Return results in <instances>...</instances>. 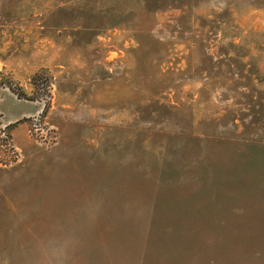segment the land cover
Segmentation results:
<instances>
[{
	"label": "rangeland",
	"instance_id": "obj_1",
	"mask_svg": "<svg viewBox=\"0 0 264 264\" xmlns=\"http://www.w3.org/2000/svg\"><path fill=\"white\" fill-rule=\"evenodd\" d=\"M264 264V0H0V264Z\"/></svg>",
	"mask_w": 264,
	"mask_h": 264
},
{
	"label": "clouds",
	"instance_id": "obj_2",
	"mask_svg": "<svg viewBox=\"0 0 264 264\" xmlns=\"http://www.w3.org/2000/svg\"><path fill=\"white\" fill-rule=\"evenodd\" d=\"M48 249V264H63L64 244L63 242L50 241Z\"/></svg>",
	"mask_w": 264,
	"mask_h": 264
}]
</instances>
